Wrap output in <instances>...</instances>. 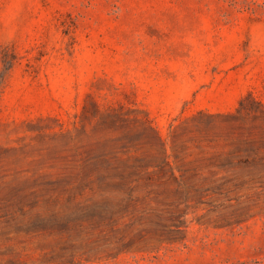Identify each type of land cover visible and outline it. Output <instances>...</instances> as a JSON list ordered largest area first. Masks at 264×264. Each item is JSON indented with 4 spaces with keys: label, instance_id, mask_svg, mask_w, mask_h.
Masks as SVG:
<instances>
[{
    "label": "rangeland",
    "instance_id": "obj_1",
    "mask_svg": "<svg viewBox=\"0 0 264 264\" xmlns=\"http://www.w3.org/2000/svg\"><path fill=\"white\" fill-rule=\"evenodd\" d=\"M0 264H264V0H0Z\"/></svg>",
    "mask_w": 264,
    "mask_h": 264
}]
</instances>
